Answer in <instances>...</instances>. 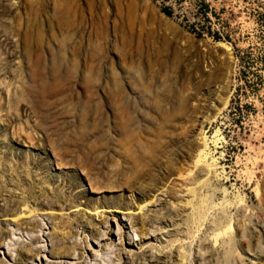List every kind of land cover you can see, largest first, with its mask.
Wrapping results in <instances>:
<instances>
[{"label": "rangeland", "instance_id": "rangeland-1", "mask_svg": "<svg viewBox=\"0 0 264 264\" xmlns=\"http://www.w3.org/2000/svg\"><path fill=\"white\" fill-rule=\"evenodd\" d=\"M177 1L0 0V163L28 190L0 186V250L20 232L97 264H264V86L232 115L234 46L167 17ZM206 2L241 51L264 53V0Z\"/></svg>", "mask_w": 264, "mask_h": 264}, {"label": "trees", "instance_id": "trees-1", "mask_svg": "<svg viewBox=\"0 0 264 264\" xmlns=\"http://www.w3.org/2000/svg\"><path fill=\"white\" fill-rule=\"evenodd\" d=\"M183 2L184 0H178L176 3L181 12L179 15H176L173 6L164 5L162 12L169 18L182 20V25L198 39L210 37L216 42H228L234 46L239 71L236 77L235 93L231 104L232 115L242 118L245 114L254 112L255 108L252 105H243V98L247 99L250 94L258 93L260 88L264 86V53L257 55L253 53L252 49L241 51L237 47V44L233 43L231 32H229V25L222 21L206 0H196V6H199V10L194 14L193 22H190L189 17L181 11ZM213 18L217 21H222L219 30H215ZM262 39H264V35Z\"/></svg>", "mask_w": 264, "mask_h": 264}, {"label": "bare ground", "instance_id": "bare-ground-1", "mask_svg": "<svg viewBox=\"0 0 264 264\" xmlns=\"http://www.w3.org/2000/svg\"><path fill=\"white\" fill-rule=\"evenodd\" d=\"M57 171V173H59L60 172V169H56ZM50 175H52L51 173H49ZM20 178V179H19ZM28 181H27V183H31V180H33V179H27ZM10 184H11V189H9L10 191H12V190H16L17 192H19L20 190L22 191H28L26 188H24V185L26 184V182H23L22 181V178H21V176H20V173H18V172H16L13 168H10L9 170H7L1 163H0V186L1 187H3L4 189H5V187H9L10 186ZM30 186V190H32V189H35L36 187H38V185L36 184H33V182L31 183V185H29ZM86 186H87V188L89 189V187H88V185H85V188H86ZM50 187V186H49ZM32 188V189H31ZM50 189V188H49ZM51 191H53L52 189H51ZM194 192V191H193ZM58 195V199L59 200H61V201H65L66 199H65V195H64V193H58L57 194ZM67 203H68V201H67ZM66 203V204H67ZM186 205L187 206H191L192 205V202L191 201H189L188 203H186ZM22 208V207H21ZM145 209H146V206L145 207H141L140 208V212H145ZM77 213H80V212H85V213H87L88 215H90V216H95V217H97V220L98 221H100V216L102 215V214H107V213H114V214H116V213H118L119 212V210H113V211H108V210H105V209H97V210H95V211H93V210H91V209H86L85 207H83V205H80V206H78L77 207V209L75 210ZM22 212H27V210H26V208H23V210H22ZM136 214V213H135ZM21 217L22 218H31V217H33V216H31V215H25V214H21ZM189 223H191L192 224V222H188V224ZM191 224H189V226H191ZM17 230H19V229H17ZM30 231H32V232H34L35 230H30ZM36 231L39 233L40 232V230L38 229H36ZM31 232V233H32ZM86 242L88 241L89 242V244H90V246L92 247V245L91 244H93L92 243V241L93 242H95V243H97L96 245H101V246H103L102 244H104V242H105V239L102 237V239H96V236H95V232L94 231H92V230H87L86 231ZM18 235L19 236H21L20 235V232H18ZM32 235H35V234H29L26 238H24V239H21L19 236L17 237L18 238V241H15V239H17L16 238V236H17V234H14V236H11V238L9 239V240H7L8 242H7V244H4L2 247V249H3V254L5 253V250L7 249V251H8V253H7V256L8 257H11L12 256V258H11V262H13V260H14V254H12V253H10V250H13L14 248V246H15V242H21V240L24 242V243H27L28 241H31L32 240ZM136 238V237H135ZM195 239V238H194ZM1 240V239H0ZM44 242H46V251H45V253L47 252V250H50L49 248H51V256L50 257H47V259H50V258H52L53 257V254H52V242H51V238H49V242H50V245H48V241H46V240H44V236H43V239H42ZM82 240V239H81ZM84 240V239H83ZM86 246V245H85ZM96 247V246H95ZM27 251H28V255L29 256H31L30 254L31 253H34V250L33 249H27ZM42 251V250H41ZM92 251H93V249H92ZM95 252V251H94ZM98 252L99 251H97L96 250V253H94V254H97L98 255ZM113 253V251H111V252H109V254L108 255H111ZM0 254H1V252H0ZM72 255L74 256V254L72 253ZM78 255V254H77ZM76 255V256H77ZM88 255V254H87ZM64 256H67V255H64ZM4 257H6V255L4 254ZM75 257V256H74ZM88 257H90L89 255H88ZM88 257H86V260H88L87 258ZM96 258H97V256H95ZM98 257H100V256H98ZM35 258L37 259V260H42V255H41V253L39 254V253H36V255H35ZM45 261H47L46 260V255H45ZM95 258V260H97ZM83 259H84V257H83ZM99 259V258H98ZM108 259H107V257L106 258H104V260H103V258H102V264H105L106 262L105 261H107ZM50 262V261H49ZM66 263V262H65ZM77 264V263H76Z\"/></svg>", "mask_w": 264, "mask_h": 264}, {"label": "built area", "instance_id": "built-area-1", "mask_svg": "<svg viewBox=\"0 0 264 264\" xmlns=\"http://www.w3.org/2000/svg\"><path fill=\"white\" fill-rule=\"evenodd\" d=\"M24 239V238H23ZM32 241V240H31ZM47 241V240H46ZM39 243V239H37V240H33V242L32 243H30V244H28V242L27 243H24L23 241L21 242V243H15V246L13 247L14 249L13 250H10V253H12V254H14L16 257H15V263H13V262H10V260L9 259H11L12 258V256L9 258V257H5V258H7L8 259V261L10 262V263H13V264H19L18 263V259H19V257L17 256V251H18V249H19V252L20 253H22L23 254V256L25 257V261H21V263L20 264H30L31 262H35L36 264H43V261H45V259H44V256L46 255V257H49V253H51V248H49L50 250H47V252L43 255L41 252V250H38V251H36V245ZM45 244H46V242H45ZM68 244V243H67ZM48 245H50V242L48 243ZM93 245V244H92ZM94 246V245H93ZM0 248H1V246H0ZM27 249H33L34 250V253H31L32 254V256L30 257L29 255H28V251H27ZM2 250V251H1ZM0 250V252H1V254H0V258H3L4 257V254H3V249H1ZM6 252L8 253V251H7V249H6ZM41 253L42 254V260H37L36 258H35V255H36V253ZM90 252V250H88V253ZM91 253V252H90ZM30 254V255H31ZM91 255H92V258H93V260H91V257H88V260H86V261H84V259H83V251L81 252L80 251V253H79V255H77L76 257H74L73 255H67V256H59L58 258H57V256L55 257L54 255H53V257L52 258H50V260H56V259H60V260H63L64 262H68V261H75V259L78 261V263L77 264H97V262H95L96 260H95V258H94V255L91 253ZM51 256V255H50ZM56 258V259H55ZM18 260V261H17ZM14 261V260H13ZM45 263H46V261H45Z\"/></svg>", "mask_w": 264, "mask_h": 264}, {"label": "flooded vegetation", "instance_id": "flooded-vegetation-1", "mask_svg": "<svg viewBox=\"0 0 264 264\" xmlns=\"http://www.w3.org/2000/svg\"><path fill=\"white\" fill-rule=\"evenodd\" d=\"M33 170V169H32ZM34 171H36V170H34ZM46 176H40L39 175V178L40 179H44ZM63 189H64V191H65V188H64V185H63ZM69 193V192H68ZM67 192L65 193L66 194V196H69V195H67L68 194ZM80 193V192H79ZM78 195V194H77ZM1 196H3V195H1ZM70 197V196H69ZM73 199V198H72ZM3 200H4V198H3ZM38 201V203H37V205H40V206H42V207H47V205L46 204H44V203H42L43 201H39V200H37ZM73 201V200H72ZM76 202H78L79 204H83V202L82 201H76ZM73 203V202H72ZM74 204V203H73ZM60 206V205H59ZM80 206V205H79ZM60 207H62L64 210H65V213L67 214V215H69L70 213H75L76 211H75V209L74 210H70L69 212L68 211H66V210H68L70 207H72V206H70V205H68V206H60ZM47 212V211H46ZM74 225L76 224V227L77 226H79V228L80 229H82V231H83V233H84V228L79 224V223H73ZM72 227H74L75 228V226H72ZM85 234V233H84ZM116 236V235H115ZM115 239V238H114Z\"/></svg>", "mask_w": 264, "mask_h": 264}, {"label": "water", "instance_id": "water-1", "mask_svg": "<svg viewBox=\"0 0 264 264\" xmlns=\"http://www.w3.org/2000/svg\"><path fill=\"white\" fill-rule=\"evenodd\" d=\"M120 220H122L121 217H120ZM113 227L115 228V225H114V224H113ZM24 238H25V237H24ZM114 238H115V242L117 243L118 240H117V237H116L115 235H114ZM47 241H48V243H49V239H48ZM92 243H93L94 246H96V243H95V242L92 241ZM22 253H23V252H22ZM22 253H20V252H19V249H18V251H17V256L19 257V259H18L19 261H18V260H17V261H18L19 264L21 263V261H22V262L25 261V257L23 256ZM4 254L6 255V257H8V256H7V252H6V250H5V253H4ZM50 255H51V253H49V257H50ZM88 255L91 257V260H93L92 255H91L90 252L88 253ZM9 258H10V257H9ZM53 258H54V257H53ZM55 259H56V258H55ZM9 260H10V262H11V259H9ZM43 264H46L45 261H43Z\"/></svg>", "mask_w": 264, "mask_h": 264}]
</instances>
